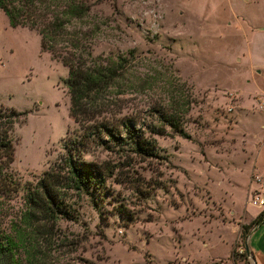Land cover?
I'll list each match as a JSON object with an SVG mask.
<instances>
[{
    "label": "rangeland",
    "instance_id": "obj_1",
    "mask_svg": "<svg viewBox=\"0 0 264 264\" xmlns=\"http://www.w3.org/2000/svg\"><path fill=\"white\" fill-rule=\"evenodd\" d=\"M79 1L97 27L92 56L120 65L109 108L139 125L175 112L186 134L146 130L153 156L90 146L83 157L105 171L103 186L67 191L74 217L35 223L23 263L253 264L243 228L264 194V0ZM67 77L38 32L0 10V108L26 113L11 133L19 187L3 200V231L22 224L28 188L79 130Z\"/></svg>",
    "mask_w": 264,
    "mask_h": 264
},
{
    "label": "trees",
    "instance_id": "obj_2",
    "mask_svg": "<svg viewBox=\"0 0 264 264\" xmlns=\"http://www.w3.org/2000/svg\"><path fill=\"white\" fill-rule=\"evenodd\" d=\"M0 10L12 28L28 27L41 38L42 52L68 69L66 84L70 97L69 115L78 125V131L66 141L61 162L46 171L26 193L27 215L21 225L10 231L0 228V264H24L22 252L30 228L35 223L56 222L60 218L74 217L66 203V192L92 195V190L103 186L105 171L95 162L83 157L90 146L106 150H126L138 155L153 156L156 143L150 135L164 136L166 128L185 136L175 112H159L160 125H139L141 121L131 115L113 112L105 103V95L119 86L121 73L113 61L93 57L89 37L97 32L90 26L91 6L79 0H0ZM121 114V115H120ZM15 109L0 108V210L4 198L16 192L19 183L10 169L14 161L11 133L20 116ZM143 124V123H142ZM128 149V150H129ZM264 218V210L247 227L252 228ZM244 257L250 258L246 253Z\"/></svg>",
    "mask_w": 264,
    "mask_h": 264
},
{
    "label": "crops",
    "instance_id": "obj_3",
    "mask_svg": "<svg viewBox=\"0 0 264 264\" xmlns=\"http://www.w3.org/2000/svg\"><path fill=\"white\" fill-rule=\"evenodd\" d=\"M261 180L262 178L257 175L256 181L260 182ZM255 192L261 193L260 191H255ZM255 206L258 207L259 210L254 215L250 214L245 209L246 212L250 214L251 222L255 220L258 217V215L264 210L263 207L257 205ZM247 245L251 253L250 259H252L253 264H264V218L260 222H258L250 231V234L248 235Z\"/></svg>",
    "mask_w": 264,
    "mask_h": 264
},
{
    "label": "built area",
    "instance_id": "obj_4",
    "mask_svg": "<svg viewBox=\"0 0 264 264\" xmlns=\"http://www.w3.org/2000/svg\"><path fill=\"white\" fill-rule=\"evenodd\" d=\"M245 1H247V0H245ZM251 201L254 205H257V206L264 208V194L255 193V195L252 196ZM241 252H242V249H241Z\"/></svg>",
    "mask_w": 264,
    "mask_h": 264
},
{
    "label": "water",
    "instance_id": "obj_5",
    "mask_svg": "<svg viewBox=\"0 0 264 264\" xmlns=\"http://www.w3.org/2000/svg\"><path fill=\"white\" fill-rule=\"evenodd\" d=\"M247 254L251 257V253H250V251H249V248L247 247Z\"/></svg>",
    "mask_w": 264,
    "mask_h": 264
}]
</instances>
